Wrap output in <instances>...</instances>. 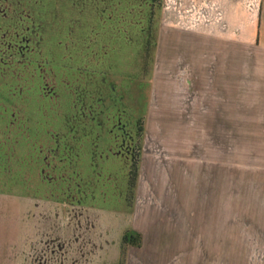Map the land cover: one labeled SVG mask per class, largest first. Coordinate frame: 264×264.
<instances>
[{"label":"rangeland","instance_id":"374dc122","mask_svg":"<svg viewBox=\"0 0 264 264\" xmlns=\"http://www.w3.org/2000/svg\"><path fill=\"white\" fill-rule=\"evenodd\" d=\"M199 3L0 0V250L264 264V159L216 127L222 49Z\"/></svg>","mask_w":264,"mask_h":264},{"label":"crops","instance_id":"0c3cea01","mask_svg":"<svg viewBox=\"0 0 264 264\" xmlns=\"http://www.w3.org/2000/svg\"><path fill=\"white\" fill-rule=\"evenodd\" d=\"M199 1V31L206 37H215L222 49L215 73L216 127L232 129V143H238L240 136L246 137L247 143L253 145L248 148L264 159V11L260 4L257 8L258 0ZM184 15L182 28L191 29V11ZM240 48H246L247 54ZM25 253L28 255L29 250H0L10 264H23L19 255ZM60 255L73 256L71 252Z\"/></svg>","mask_w":264,"mask_h":264},{"label":"trees","instance_id":"16d2710c","mask_svg":"<svg viewBox=\"0 0 264 264\" xmlns=\"http://www.w3.org/2000/svg\"><path fill=\"white\" fill-rule=\"evenodd\" d=\"M134 158L136 157V154L133 156ZM133 158V159H134ZM133 175H136V171H133ZM141 234L133 229H128L126 230L123 235H122V239H121V243H122V254H125L126 251V246L128 245H140L141 244ZM123 264V263H122Z\"/></svg>","mask_w":264,"mask_h":264}]
</instances>
